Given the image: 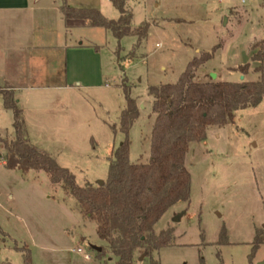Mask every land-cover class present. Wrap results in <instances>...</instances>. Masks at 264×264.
I'll return each mask as SVG.
<instances>
[{
	"label": "rangeland",
	"instance_id": "1",
	"mask_svg": "<svg viewBox=\"0 0 264 264\" xmlns=\"http://www.w3.org/2000/svg\"><path fill=\"white\" fill-rule=\"evenodd\" d=\"M259 1L127 0L132 27L151 25L140 42L134 34L118 40L102 27L76 28L68 41L88 44L77 58L83 67L79 80L90 86L56 91L35 78V88L18 91L31 143L68 168L77 184L105 183L110 159L125 140L121 113L129 93L140 110L129 131L130 161L147 162L155 119L149 87L177 82L194 57L215 48L214 57L198 68L197 81L222 76L234 81L235 74L225 71L244 75L236 69L247 63L249 74L252 43L264 35ZM104 9L110 19L119 16L111 5ZM34 102L41 109L30 110ZM12 121L13 112L0 108V264H24L18 247L30 250L32 264H115L117 257L99 237L96 221L83 216L74 196L52 184L45 171L25 173L3 164L2 140L13 136ZM186 164L190 199L157 222L156 234L169 229L172 235L153 259L160 264H264V103L238 110L233 123L209 127L207 138L191 145ZM257 238L261 243L254 249ZM97 247L105 255L100 257ZM142 252L136 251L134 264H152Z\"/></svg>",
	"mask_w": 264,
	"mask_h": 264
},
{
	"label": "trees",
	"instance_id": "2",
	"mask_svg": "<svg viewBox=\"0 0 264 264\" xmlns=\"http://www.w3.org/2000/svg\"><path fill=\"white\" fill-rule=\"evenodd\" d=\"M120 11L118 19L105 17L98 9H76L63 5L61 11L68 27L92 26L110 30L121 40L136 35L139 42L146 39L150 24L132 27L133 14L125 5L127 0H113ZM202 52L194 57L175 83L150 86L154 97L156 117L151 133V153L147 162L130 161L129 131L139 117L136 100L127 93V105L121 113V131L125 140L110 159L108 179L102 185L77 184L75 175L61 166L48 152L31 143L22 110L13 90L0 87L3 107L14 113L11 137L3 139L5 166L28 172L45 171L54 185H61L74 196L84 217L97 223L99 237L107 242L115 264H134L135 253L152 258L153 252L168 246L172 231L155 232V225L178 202H186L191 193V172L186 164L193 143L207 138L211 126H225L235 121L238 110L256 107L264 100V38L252 45L251 59L258 62L255 81H197L199 67L214 57V52ZM250 63L236 71L248 74ZM128 92V91H127ZM0 228V234L2 233ZM261 239H256L257 249ZM24 254V264H32L30 250L18 247ZM104 248L99 256L105 255Z\"/></svg>",
	"mask_w": 264,
	"mask_h": 264
},
{
	"label": "crops",
	"instance_id": "3",
	"mask_svg": "<svg viewBox=\"0 0 264 264\" xmlns=\"http://www.w3.org/2000/svg\"><path fill=\"white\" fill-rule=\"evenodd\" d=\"M63 5L76 9L95 8L102 14L105 13L104 8L108 9V6L111 5L113 11L119 14L115 19L120 17V11L114 5L113 0H0V87L13 90L19 107L21 99L17 98V92L35 88L33 82L36 79L44 80L47 83L46 88L56 91L73 89L74 84L81 86L86 84L79 80L83 74V67L77 55L88 44L83 41H68L72 31L80 26H67L65 16L61 11ZM258 6L264 8V0H260ZM228 17H226L227 21ZM85 26L94 27L89 20L86 21ZM263 38L264 35L255 40L252 45ZM257 65L258 62L252 61L251 68L253 70L250 73L253 77L249 73V81L258 79V73L254 71ZM225 72L235 74L236 78L232 82L242 81L241 74L229 70ZM246 77L247 75H244L243 80H247ZM220 81L229 80L222 76ZM201 82H208V80ZM85 86L90 85L86 84ZM28 106L32 108L30 109L32 111L41 109L36 102L29 103ZM0 108L5 109L2 98H0ZM22 116H24L27 133L30 135L32 129L25 117L24 110H22ZM0 156L3 157V153ZM3 164L5 165L4 160ZM17 171L20 172V170ZM179 214H182V218L185 212ZM101 249L97 247V250L101 251Z\"/></svg>",
	"mask_w": 264,
	"mask_h": 264
},
{
	"label": "water",
	"instance_id": "4",
	"mask_svg": "<svg viewBox=\"0 0 264 264\" xmlns=\"http://www.w3.org/2000/svg\"><path fill=\"white\" fill-rule=\"evenodd\" d=\"M226 22H227V19H225V24H226ZM216 73H214V72H212L211 73V77L213 78V79H215L216 78ZM241 79L243 80L244 79V75H241ZM102 184H104V182H100V185H102ZM181 216H182V214H179V215H177L175 218H174V221H179L180 220V218H181ZM101 249V248H100Z\"/></svg>",
	"mask_w": 264,
	"mask_h": 264
},
{
	"label": "built area",
	"instance_id": "5",
	"mask_svg": "<svg viewBox=\"0 0 264 264\" xmlns=\"http://www.w3.org/2000/svg\"><path fill=\"white\" fill-rule=\"evenodd\" d=\"M78 251L82 252V248H79ZM85 256H86V258H90V255H88V254H86Z\"/></svg>",
	"mask_w": 264,
	"mask_h": 264
}]
</instances>
